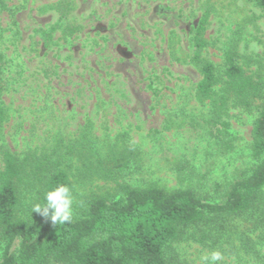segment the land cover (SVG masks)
Returning a JSON list of instances; mask_svg holds the SVG:
<instances>
[{
  "label": "rangeland",
  "instance_id": "374dc122",
  "mask_svg": "<svg viewBox=\"0 0 264 264\" xmlns=\"http://www.w3.org/2000/svg\"><path fill=\"white\" fill-rule=\"evenodd\" d=\"M204 14V57L223 70L225 52L235 49L238 63L264 82V12L255 0H0L2 103L10 114L2 143L23 157L47 153L60 139L65 150L70 139L100 150L124 142L139 160L121 181L168 190L198 185L183 179L177 167L184 166L205 174L198 189L219 200L216 185L225 188L251 164L263 101L250 111L230 110L235 148L222 151L206 124L209 108L195 100L201 75L191 63V38ZM98 185L75 188L85 195ZM22 196L27 207L33 193ZM247 225L232 222L231 239L215 247L184 241L173 251L185 264H202L214 250L223 253L219 264H264V246L247 253L239 241L240 231L257 237Z\"/></svg>",
  "mask_w": 264,
  "mask_h": 264
},
{
  "label": "trees",
  "instance_id": "16d2710c",
  "mask_svg": "<svg viewBox=\"0 0 264 264\" xmlns=\"http://www.w3.org/2000/svg\"><path fill=\"white\" fill-rule=\"evenodd\" d=\"M255 2L264 12V0ZM207 24L208 14H204L191 38V63L201 75L195 100L209 108L206 124L222 151L235 148L230 110L250 111L263 101L252 128L251 164L237 171L225 188L216 185L219 200L198 189L205 174L184 166L177 167L183 179H197L198 185L168 190L121 181L139 160L138 150L123 141L100 150L90 140L70 139L65 150L60 139L47 153L30 151L23 157L10 150L2 143L10 114L2 103L5 57L0 55V264H185L175 255V244L218 245L231 239L236 220L245 221L257 233L256 238L246 236V231L236 233L247 253L257 251L258 243L264 246V82L238 63L235 49L225 52L223 70L204 57L209 46ZM155 94L159 96L160 91ZM77 183L103 186L80 195ZM59 184H69L77 199L71 224L54 225L49 218L32 213L33 204ZM24 190L33 193L27 207Z\"/></svg>",
  "mask_w": 264,
  "mask_h": 264
},
{
  "label": "clouds",
  "instance_id": "9594fccd",
  "mask_svg": "<svg viewBox=\"0 0 264 264\" xmlns=\"http://www.w3.org/2000/svg\"><path fill=\"white\" fill-rule=\"evenodd\" d=\"M75 196L69 184H59L51 187L43 194V199L33 204L32 213H39L49 218L54 225L71 224L74 220ZM223 253L214 250L201 257L202 264H219Z\"/></svg>",
  "mask_w": 264,
  "mask_h": 264
}]
</instances>
